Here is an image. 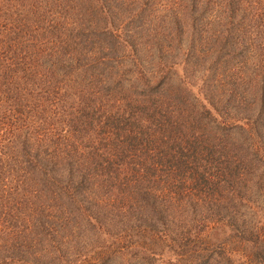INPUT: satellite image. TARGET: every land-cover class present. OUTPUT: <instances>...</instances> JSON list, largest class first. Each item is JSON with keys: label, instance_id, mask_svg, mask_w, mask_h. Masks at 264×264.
<instances>
[{"label": "rangeland", "instance_id": "1", "mask_svg": "<svg viewBox=\"0 0 264 264\" xmlns=\"http://www.w3.org/2000/svg\"><path fill=\"white\" fill-rule=\"evenodd\" d=\"M214 1L209 4L210 0H199L196 6L191 5L192 0L9 1L12 11L17 10L16 16L12 14L10 20L15 34L11 33L9 38H3L1 41L18 39L21 36L30 40V46L34 48L43 40L40 56L31 48V54L36 57L35 65L41 70L55 74L45 66L46 62L58 66L67 59L68 53V58L77 59L71 54L75 51V45L79 54L83 53L89 62L103 68L101 70L104 72L100 71V68L89 71L87 68L79 82L85 80L88 83V92L93 94L101 105H103L101 102H105L111 107V96L116 95L120 105L124 102L122 107L124 117L126 111L129 112L126 116L128 124L126 125L124 121L123 127L126 132L121 133L122 148L125 151L134 145L138 146L127 137L129 127L140 125L144 131L142 146L149 140H156L155 149L161 146L166 161L171 158L166 156L167 153L170 155L174 153L180 161V151L183 150L186 157L181 162L188 160L198 162L204 159L200 166L204 169L207 165L205 169L207 174L202 177V168L196 172L191 170L192 167H183L181 164L179 171L189 178L182 183L186 185L185 187H179V183L167 185L161 174L155 181L153 180L154 182L147 183L145 194H149L150 202L156 206L171 199L180 202L190 195L180 208L170 210L167 219L169 224L166 223V216L163 214L164 223L158 221L155 223L152 220L151 224L155 223L154 227L148 226L144 218L145 212L142 214L140 210L143 201L137 198L130 206L133 199L124 197L115 203L114 200L121 196L123 191L117 188V181L107 182L105 189L102 192L96 191L95 196L104 203L100 205L102 211L99 213L96 209L93 214L102 224H109L112 230L103 231L110 233L109 236L112 237L93 236V231H90V226L86 222L80 229L76 228V225L69 227L68 235H63L62 229L59 235L55 234L58 237L48 239V242L53 240L49 243L43 240L41 233L39 235L33 233L35 240L31 243L32 246L26 242L25 250L22 251L24 261L27 257L28 264H122L128 261V258L132 263L137 259L140 261L139 264H148V261L152 264L153 259L155 260L153 264H183L185 260L192 258L193 251L199 253L219 243L229 245L227 247L232 254H241V264H264L262 259L264 242L258 241V244H254L256 241L248 238L256 233L255 225L261 228V233L262 228L264 229V162H260V159L264 160L263 146L259 148V158H255L251 151L243 152V166L241 165L243 171L240 170L236 177L232 176L230 179L223 177L225 174L221 172L235 173L236 165L231 162V166L223 163L219 168L213 167L214 158L220 154L217 148L210 149L223 133L228 132L229 124L242 121L240 125L245 126L246 132H250L251 123L259 111L256 110L254 102L259 107L262 105L258 102H261L264 96V0H250L251 8L244 7L250 14L248 11L242 15L238 13L241 22L234 20L233 23L232 19L231 24L229 20L233 15L229 13L231 9L227 0ZM67 6L71 7V11H66ZM238 7L240 6L237 5V9ZM52 22L59 28L54 30ZM237 24L240 30L246 26L252 32L239 31L236 37L239 43L233 51L230 37L235 36L233 32ZM41 27L46 28L42 31V36L39 33ZM70 31L75 34L73 38H70ZM70 39L73 40L72 43ZM124 40L132 44L131 48H124L122 45ZM69 44L74 46L70 47ZM105 44L109 45L108 50L102 49ZM246 44L251 45L248 55L250 57L248 65L241 66L238 65L239 61L235 63L232 58L234 54L241 53ZM227 49L233 52L230 56L227 55ZM80 71L82 70L73 69L71 72L78 75ZM255 72L259 73L258 76ZM252 77L258 79L257 83L261 81L260 84L255 85L256 81L250 84ZM181 83L184 84V91ZM64 84L65 77L61 75V79H55L50 86L55 90ZM160 85L165 88L159 89ZM174 86L181 89L174 90ZM118 87L119 90L123 89L119 91ZM51 90L49 88V92ZM245 92H253L255 96L252 99L246 98L243 103L244 99H241V96ZM71 99L72 97L64 100L61 105L62 111L66 112L69 109ZM203 104L206 109L200 110ZM136 108L139 109V116L133 114ZM263 108L260 109V113H264ZM200 111L203 114L202 124L208 122L211 126L207 129L202 125L200 132L190 133L193 127L192 119H195V113ZM157 112L163 115L161 119L168 126L164 130L163 126L159 127V132H163V138L160 137L161 133L156 134L157 132L149 135V132L156 128L153 122L159 117L156 116ZM62 114L58 111L59 116ZM58 115L52 128L47 129V136L64 134L61 124L64 119ZM263 121L264 115L260 118V123ZM70 132L65 133L69 135ZM195 138L200 140L198 147L194 144ZM99 143L108 142H103L102 139L93 142L95 145ZM64 144H69V140L65 139ZM78 149L80 147H77ZM141 162L145 163V166L146 164L149 166L150 163L149 159ZM91 171H95L94 164ZM220 180L221 184L212 187L213 182ZM6 184L2 191L15 186L11 182ZM209 187L218 194L216 198L219 200L218 207L210 191L207 196ZM254 191H258L257 195ZM202 203H207L208 209L212 207L213 214L210 215L212 220L221 218L222 223L219 222L214 230H209L208 225L203 229L199 228L197 221L205 212L197 214V207H202ZM74 204L70 206H75L77 212L76 209L80 206ZM79 213L84 218L83 213ZM229 218H236L238 231H233L227 224ZM8 224H0V231L7 229ZM210 224L212 226L216 223L212 221ZM164 225L169 227L166 228ZM178 230L183 231L180 250H176L171 240V236H175ZM5 239L0 233V245ZM111 239H116V244L120 243V246L112 250L110 254L112 256L105 258L103 248L109 245ZM122 246L127 250L118 252ZM138 249L140 253V249H143V255H133ZM250 250L254 252L251 254ZM152 253L156 258L151 257ZM177 255H183L182 260H179ZM121 256L125 257V261H122ZM1 260L2 255L0 264H21L5 263ZM191 261L187 264H195L193 258ZM234 261L235 259L233 263Z\"/></svg>", "mask_w": 264, "mask_h": 264}, {"label": "trees", "instance_id": "2", "mask_svg": "<svg viewBox=\"0 0 264 264\" xmlns=\"http://www.w3.org/2000/svg\"><path fill=\"white\" fill-rule=\"evenodd\" d=\"M9 1L0 0V224L9 223L7 229L0 231L2 236L6 238L5 241L2 240L3 242L0 245L1 261L5 263L19 262L21 264H28L27 257L26 261H24L22 251L25 250L24 244L26 242L32 246L31 243L35 240L33 233L37 235L41 233V236L44 237L43 240L48 242V239L59 235L62 229L63 235H68L70 231L69 227L76 225V228L80 229L83 226L82 224L86 222L90 226V231H93V236L112 237L109 236L110 233L103 231L104 229L112 230L108 226L109 224H102L97 220L95 214H93L96 209L100 213L102 211L100 205L104 204L95 198L97 196L96 191L102 192L105 189V184L109 181H117V188L123 191L121 196H118L114 200L115 203L118 199L124 197L131 198L133 202L130 206H132L134 201L139 198L143 201V207L140 210H142V214L145 212V217H143L148 226L154 227L156 221L164 223L165 218L163 214L166 216V223L169 224V220L167 219L170 210L173 211L175 207H177L176 209L180 208L184 204L183 201H186L190 195L183 198L180 202H175L171 199L156 206L150 202L149 194H145L147 183L154 182L158 175L161 174V178L165 180L167 185L179 183V187H185L186 185L184 186L182 183L189 180V178L179 171L181 164L183 167L189 166L192 167L191 170L199 172V169L202 168L200 164L202 165L204 159L198 162L194 160L181 162L186 157L184 155L185 152L181 150L180 161L177 160L174 153L172 155L167 153L166 156H170L171 158L166 161L161 146L157 150L155 149L157 146L156 140H149L147 144L142 146L144 131L140 125L129 127L130 131L127 139L133 144H138L141 148L134 145V147L125 151L122 148L121 139L123 137L121 133L126 132V129L124 130L123 127L124 121L126 125L128 124L126 116L129 112L127 110L124 117L122 111L124 102L120 105L117 101L118 95H116L111 96V107L105 102H101L103 104L101 105L93 94L88 92V83L85 80L81 83L79 82V78L87 68L88 71L99 68L102 71L101 69L103 68L98 64L89 62L88 57L84 56L83 53L79 54L76 50V45L69 44L70 47L74 46L75 51L71 52V54L77 59L72 60L68 58V53L67 59L58 66L46 62L45 66L49 67L55 74H49L47 70H41L35 65L36 57L31 54V48L33 47L30 46V40H26L20 36L18 39L10 38L4 42L1 41L3 38H9L11 33L15 34L12 31L10 20L12 14L16 16L17 10L12 11ZM211 2L212 0H210L209 4ZM227 3H229L231 9L229 13L231 16L233 15V18L229 20V24H231L232 19L233 23L234 20L241 22L238 13L242 15L248 11L250 14L249 10H244V7L247 9L251 8L252 2L250 0H227ZM198 4L199 0H192L191 5L196 6ZM237 5L240 6L238 7L239 9H237ZM65 9L66 11H71V7L69 6L65 7ZM215 19L220 20L218 17H215ZM51 24L54 30L59 28L54 22ZM39 30L41 31H39L40 36H42V31H45L46 28L41 27ZM234 30L235 36L230 37L233 51H235V47L239 43V40H236L239 31L242 33L245 31L247 33L252 32L246 26L245 28L241 27L240 30L238 24ZM69 35L71 36L70 38L75 36L71 31ZM226 39H228V35ZM69 41L73 42L72 39ZM42 42L43 40L33 48L34 52L36 51L39 56ZM122 42V45L125 46L124 48H131L132 44L127 40ZM109 48L108 44L102 46V49L105 50ZM250 50L251 45L246 44L245 47L243 46L241 53L233 55L232 61L235 63L239 61L238 65L241 66L248 65L247 61L250 57H248ZM227 51L228 56L233 53L231 50L227 49ZM73 69H80L82 71L78 75L72 74L71 71ZM255 73L258 76L259 73ZM61 75H63V78L65 77V84L60 89L53 90L54 87L50 85H53L55 79L60 80ZM256 79V77L250 78V84L255 81V85L260 84L261 81L257 83L258 79ZM58 83L59 81L56 82V84ZM250 84L247 83V85ZM181 86H183L184 91V84ZM174 87L175 90L177 86ZM49 88L53 91L49 92ZM160 88L165 87L160 85ZM177 89L181 88L178 87ZM93 91L94 89L91 93ZM253 96H255L253 92H245L241 96V99H244L242 102L244 103L248 97L252 99ZM71 97L69 109L66 112L62 111L61 105H63L64 100ZM260 101L258 102L262 104L260 107L253 101L256 105V110L259 109V111L256 119L251 123L250 132H246L245 126L240 125V123H243L242 121L234 122L228 125V132L223 133L216 140L215 145L210 148L212 150H216L217 148L220 154L214 158L213 167L219 168L223 163L231 166V162L236 165L235 173L222 171L221 173L225 174L223 177L229 179L232 176L236 177L243 164V152L251 151V154L255 158H259V148L263 146L262 149H264V121L260 123V118L264 115V113H260V109L264 107V96ZM203 108L206 109L205 104L201 106L200 110ZM58 111L63 114L59 116ZM206 111L209 112V110ZM201 113L202 111L195 113L196 118L192 119L193 127L190 133L193 132L195 134L198 131L200 132L203 128L202 125L207 127V129L210 128L211 123L205 122V124H202L203 114ZM133 114L139 116V109L136 108ZM57 115L61 119H64V121H61V124H63L62 132L64 134L56 133L47 136V129L52 128L56 122L55 117ZM156 116H159L153 122L156 128L153 132H149V135L157 132L156 134L161 133L160 137L163 138V132H159V127L163 126L164 130L168 126L162 121V114L157 112ZM66 131L71 132L68 135L65 133ZM65 139L69 140V144H64ZM97 139H102L103 142L107 141L108 143L93 144L94 140L96 141ZM195 140L194 144H197L196 147H198L200 140H197V138ZM77 147H80V149L77 150ZM154 157L155 159L153 160ZM145 159H149V166L147 164L145 166V163L141 162V160ZM260 162L263 163L264 160L260 159ZM93 164L94 172L91 171ZM206 167L207 165L204 166V169L202 168V177L204 174H207L205 171ZM207 171H209L208 168ZM7 182H11L15 186L7 191H2L3 188L5 189ZM215 184H221V180L213 182L212 187ZM262 186L261 184L260 187ZM209 191L212 194L214 203L217 204L216 207H218L219 200L216 199L218 194L209 187L207 196ZM254 192L257 195L258 191ZM72 203L80 206L76 209L77 212H75V206H70ZM202 204L205 207L203 205L202 207H197V214L202 211L205 212L204 216L197 221L199 228L203 229L208 225L209 230H214L219 225V222L222 223L221 218L212 220L210 217L213 214L212 207L208 209L207 203ZM79 212L83 213L84 218ZM230 218V223L227 222V224L233 231H238L236 218ZM152 220L155 223L151 224ZM212 221L216 224L210 226V222ZM165 227L168 228L169 226ZM254 227L256 228V233L251 234L248 238L255 240L256 243L254 244H258V241L263 243L264 229L262 228L263 233H261L260 227L257 225ZM229 230L231 231V229ZM182 233V230H178L175 236H171L176 250L182 249ZM117 237L119 238V236ZM51 241L53 240H49V242ZM109 241V245L104 247L105 250L103 248L105 258L112 256L110 255L113 252L112 250H116L120 246V243L116 244V239ZM46 242L42 243L45 244ZM227 246L229 247L226 243H219L216 246H211V249L206 248V250H202L199 253L193 251V263L241 264V254H232ZM126 250L125 246H122L118 252ZM254 250H250V253L254 252ZM140 251L141 253L138 249L135 252L136 254L133 255H143V249H140ZM154 255H151V257L156 258ZM182 256L177 255L179 260H182ZM124 258L122 257V261H125ZM192 258L185 260L186 262L183 264L191 263ZM129 259L122 264H139L140 262L135 259V262L132 263ZM156 260L158 261V259ZM153 262H155L154 259L152 260V264ZM147 263L151 264V261Z\"/></svg>", "mask_w": 264, "mask_h": 264}]
</instances>
